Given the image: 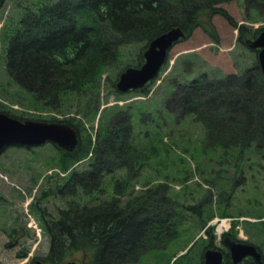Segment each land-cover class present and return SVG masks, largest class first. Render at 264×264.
I'll return each mask as SVG.
<instances>
[{"label":"trees","instance_id":"1","mask_svg":"<svg viewBox=\"0 0 264 264\" xmlns=\"http://www.w3.org/2000/svg\"><path fill=\"white\" fill-rule=\"evenodd\" d=\"M227 1L230 0L36 2L34 7L23 9L19 26L8 39L5 66L8 78L45 108L60 109L65 96L77 94L90 97L95 106L89 103L85 110L97 113L98 76L104 67L118 60L121 45L142 43L138 57L141 63L144 50L154 37L174 26L190 34L195 27L203 25L204 11L227 16L221 6ZM245 2L248 7L264 5V0ZM261 30L250 34L256 37ZM244 32L241 27L240 37ZM148 84L139 90L146 91ZM0 91L4 95L2 88ZM112 91L118 97L126 93L116 87ZM167 106L179 109L182 115H193L204 129L206 149L220 148L233 152L232 155L237 152V159L249 160L251 151L260 153L264 149V74L259 63L240 73L214 78L203 75L178 84L169 93ZM111 109L115 111L109 116L105 113L101 116L104 122H100L94 140L89 133L86 139L82 137L85 126L75 116L40 119L66 122L79 131L80 141L73 151L54 144L61 152L60 165L64 171L85 158L89 161L86 168L73 169L63 183L57 184L58 191L69 192L71 196L57 217L39 209L43 229L50 237L48 253L41 262L62 264L81 252L86 264H141L147 257H153L148 264H195L189 253L175 258L164 251L179 238L181 227L189 217L193 213L201 217L203 209L180 202L168 193L169 186L164 182L137 193L130 191L133 180L149 159L150 150L155 153L156 148L151 140L136 146L132 141L131 114L119 105ZM0 111L28 119L2 107ZM120 167L127 169L126 174L112 176L110 197L100 195L93 203L78 200V192H104L106 173H116ZM210 217L209 214L206 220ZM207 232L211 246L215 235L212 228ZM228 234L233 236L231 232L224 235ZM202 259L203 254L201 262ZM225 264H233L229 253ZM238 264L258 263L251 259Z\"/></svg>","mask_w":264,"mask_h":264},{"label":"rangeland","instance_id":"2","mask_svg":"<svg viewBox=\"0 0 264 264\" xmlns=\"http://www.w3.org/2000/svg\"><path fill=\"white\" fill-rule=\"evenodd\" d=\"M36 2L43 0H3L0 3V88L4 93L0 91V107L38 120L75 116L85 126L82 137L86 139L89 133L94 140L100 122H104L101 116L104 113L109 116L115 111L111 109L115 105L122 106L124 112L131 114L134 144L140 147L151 140L156 148L155 153L150 150L149 159L133 180L130 191L137 193L164 182L169 186L168 193L180 202L203 209L201 217L193 213L184 223L179 238L164 251L167 256L181 258L189 253L193 263L203 264L207 248L215 247L230 254L224 241L227 236L257 245L264 255V149L260 153L251 151L250 160L237 159V152L232 155L233 152L220 148L206 149L204 129L193 115H182L179 109L166 107L169 93L178 84L189 83L203 75L214 78L240 73L259 63L258 50L246 41L253 38L251 32L264 29V5L248 7L245 0H230L221 4L227 16L204 11L203 25L174 44L146 91L129 90L118 97L112 90L117 88L122 71L129 66H140L144 61H138L142 43L121 45L118 60L104 67L98 76L100 88L96 92L100 94V105L94 113L85 110L89 103L95 106L94 101L77 94L65 96L60 109L45 108L8 78L5 68L8 39L18 28L23 9ZM241 27L245 31L242 37ZM60 156V150L51 142L30 147L8 146L0 152V264H36L47 255L50 237L43 229L39 209L57 217L59 209L65 207L71 197L69 192L58 191L57 184L63 183L70 171L84 169L89 162L85 158L64 171ZM126 170L120 167L116 173H106L104 192H78V200L90 202L100 195L110 197L112 176H124ZM209 214L211 217L206 220ZM218 218L227 219L231 227L223 232H231L235 237L217 233ZM206 228H212L215 235L211 246ZM72 258L78 264H86L81 252H76ZM151 259L153 257H147L141 264H148Z\"/></svg>","mask_w":264,"mask_h":264},{"label":"water","instance_id":"3","mask_svg":"<svg viewBox=\"0 0 264 264\" xmlns=\"http://www.w3.org/2000/svg\"><path fill=\"white\" fill-rule=\"evenodd\" d=\"M186 32L180 26H174L154 37L147 45L140 66H129L122 71L116 83L118 90L129 91L143 88L154 79L164 65L169 50ZM248 45L258 49L260 68L264 74V29L255 38L247 40ZM79 131L66 122L36 119H19L0 111V150L12 145L37 146L46 142L55 143L62 149L73 151L79 144ZM225 244L230 249L234 264L245 257L252 256L259 264H264L262 254L253 243L236 241L225 237ZM36 264H43L40 260ZM62 264H78L71 260ZM204 264H225L222 250L207 248L204 253Z\"/></svg>","mask_w":264,"mask_h":264},{"label":"built area","instance_id":"4","mask_svg":"<svg viewBox=\"0 0 264 264\" xmlns=\"http://www.w3.org/2000/svg\"><path fill=\"white\" fill-rule=\"evenodd\" d=\"M229 224H227V219H221L220 223L217 226V231L220 232L223 229H228L229 228Z\"/></svg>","mask_w":264,"mask_h":264},{"label":"flooded vegetation","instance_id":"5","mask_svg":"<svg viewBox=\"0 0 264 264\" xmlns=\"http://www.w3.org/2000/svg\"><path fill=\"white\" fill-rule=\"evenodd\" d=\"M223 252V251H222ZM227 254L228 253H226L225 254V252H223V258H224V260H225V257L227 256ZM261 254H262V260H263V262H264V255H263V252H261ZM230 255V257H231V254H229ZM232 259V258H231ZM251 259H253L254 261H256L252 256H248V257H245L241 262H243L244 260H251ZM233 262V261H232ZM257 262V261H256ZM258 263V262H257ZM234 264V263H233ZM259 264V263H258Z\"/></svg>","mask_w":264,"mask_h":264}]
</instances>
